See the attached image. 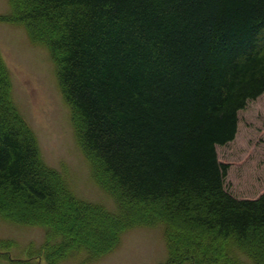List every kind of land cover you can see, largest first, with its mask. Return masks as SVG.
I'll return each instance as SVG.
<instances>
[{"label":"trees","instance_id":"16d2710c","mask_svg":"<svg viewBox=\"0 0 264 264\" xmlns=\"http://www.w3.org/2000/svg\"><path fill=\"white\" fill-rule=\"evenodd\" d=\"M10 6L0 20L24 25L50 49L78 142L118 206L77 199L44 163L0 51V217L45 226L38 257L97 259L127 228L163 222L169 252L157 264H264V192L232 194L230 164L217 152L236 137L239 111L264 93V0ZM10 247L3 241L0 261Z\"/></svg>","mask_w":264,"mask_h":264},{"label":"rangeland","instance_id":"374dc122","mask_svg":"<svg viewBox=\"0 0 264 264\" xmlns=\"http://www.w3.org/2000/svg\"><path fill=\"white\" fill-rule=\"evenodd\" d=\"M10 10V0H0V14ZM0 51L9 68L15 104L36 135L44 163L67 178L77 199L118 211L116 199L97 183L93 167L78 142L72 108L62 92L50 49L36 41L24 25L0 20ZM238 115L236 137L218 145L217 152L221 161L230 164L226 178L229 191L239 198H258L264 192V93L250 100ZM97 226V234L108 239L104 226ZM3 241L11 246V253L0 264H14L11 259L30 255L35 264H157L169 252L163 222L127 228L117 247L91 260L81 255H71L65 261L56 254L46 259L38 257L46 255L47 233L42 224L26 225L0 217V246ZM31 245L36 254L28 253ZM258 248L264 253V245Z\"/></svg>","mask_w":264,"mask_h":264}]
</instances>
